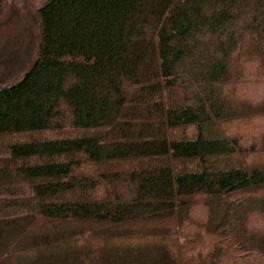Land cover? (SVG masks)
Masks as SVG:
<instances>
[{
	"label": "trees",
	"instance_id": "1",
	"mask_svg": "<svg viewBox=\"0 0 264 264\" xmlns=\"http://www.w3.org/2000/svg\"><path fill=\"white\" fill-rule=\"evenodd\" d=\"M28 1L0 264H264V0Z\"/></svg>",
	"mask_w": 264,
	"mask_h": 264
},
{
	"label": "rangeland",
	"instance_id": "2",
	"mask_svg": "<svg viewBox=\"0 0 264 264\" xmlns=\"http://www.w3.org/2000/svg\"><path fill=\"white\" fill-rule=\"evenodd\" d=\"M37 8L38 2L32 4L28 0H8L0 11V39L3 43L5 41L8 50L26 52V61L30 59L31 54L32 59L34 58L38 43ZM9 53V51L4 50V56ZM9 56H5L6 61H8L7 58ZM30 63L27 62L22 69L16 72L12 78L6 80L4 84H11L21 78ZM4 64L0 65V73L5 69L7 62ZM262 86V84H253L250 93H261L263 91Z\"/></svg>",
	"mask_w": 264,
	"mask_h": 264
}]
</instances>
